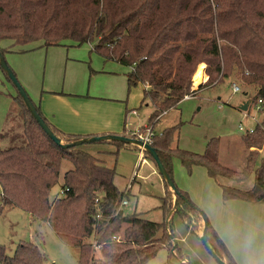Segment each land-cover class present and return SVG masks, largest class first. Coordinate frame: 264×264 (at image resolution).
Returning a JSON list of instances; mask_svg holds the SVG:
<instances>
[{"label":"trees","instance_id":"obj_1","mask_svg":"<svg viewBox=\"0 0 264 264\" xmlns=\"http://www.w3.org/2000/svg\"><path fill=\"white\" fill-rule=\"evenodd\" d=\"M64 40L77 44L95 40L93 51L104 61L129 67L128 92L143 85L142 100L148 99L153 108L149 123L176 108L185 96L196 94L193 82L196 86L197 69L202 66L208 77L205 85L232 79L253 89L250 105L261 101V120L251 133L242 135L247 156L240 172L219 163L217 138L208 141L201 155L179 149L178 125L155 133L150 146L172 181V159L177 158L188 170L204 167L214 181L218 176L243 180L254 175L249 190L220 185L224 201L264 200V156L258 153L264 148V0H0L2 56L25 52L21 48L31 43L48 47ZM2 42L9 45L2 47ZM11 98L21 113L23 142L15 144L16 135L9 138L4 129L0 132V212L10 205L47 224L65 245L78 248L79 264H146L173 241L169 214H177L194 234L204 219L208 246L225 264H236L204 213L175 184L173 193L163 180L166 189L159 208L164 222L137 213L114 215L123 196L114 183L115 169L81 150L79 146L86 142L68 148L56 145L31 117L17 91ZM42 118L62 144L90 138L63 134ZM102 142L115 147L113 156L122 147L136 148ZM63 164L68 168L61 172ZM58 184L63 196L52 197L51 190ZM114 235L120 241L112 240ZM96 236L102 244L100 258L92 259L91 241ZM174 249L179 255L167 249L165 264H171L170 255L184 264L179 249ZM43 260L32 243L18 244L11 255L0 246V264H42Z\"/></svg>","mask_w":264,"mask_h":264},{"label":"rangeland","instance_id":"obj_2","mask_svg":"<svg viewBox=\"0 0 264 264\" xmlns=\"http://www.w3.org/2000/svg\"><path fill=\"white\" fill-rule=\"evenodd\" d=\"M95 44V40L82 44L64 40L59 45L48 47L42 46L41 43H31L21 48L25 52L6 53L4 59L33 104L38 105L40 96L49 91L75 95L71 97L79 99L86 95L95 96L106 101L105 105L108 107L106 109L111 112L126 108V128L131 132L139 128V131H143L147 124H153L155 132L163 127L178 125L177 145L179 149L201 155L209 138H219L216 147L219 163L228 168L235 169L234 167L237 166L240 168L243 160L238 147L231 142L237 136H240L242 142L244 133L238 131L239 123H242L245 128H253L261 120L259 111L253 105L249 104L246 111L247 117L243 116L242 111L238 109L243 101L253 98V89L246 88L238 80L232 79H223L214 87L212 85V88H209V85H205L206 78H208L204 73L205 70L199 67V70L196 69L201 71L202 75L204 74V83L196 88H201V90L196 91L194 97L189 98L188 96L189 99L182 100L178 107L168 109L171 110L170 113L165 116L162 114L161 119L157 120L158 125L154 119L148 123L153 108L148 99L142 100L143 85L138 84L128 92L125 73L130 68L115 61H104L100 53L93 51ZM233 82L239 86V91L232 90ZM25 84L28 85L25 86ZM2 86H8L12 96L16 94L14 87L5 78L1 85L4 95L6 91ZM193 88L196 89L194 82ZM245 90L247 91L246 96L243 95ZM4 97L8 96L4 95ZM8 99L12 98L8 97ZM50 101V97L46 98L48 106L62 109V107L53 106ZM20 123L21 113L14 103L12 113L3 129L9 138L16 135L15 142L17 143L15 144L23 142L20 139L23 135ZM127 136L132 135L128 133ZM7 143L2 146H6ZM79 148L104 160L107 166L115 169L114 183L121 191H124L134 171L135 181L130 185L126 195L127 205L123 208L125 214L137 213L146 220L164 222L165 218L159 206L165 193V183L155 163L145 153L138 156L137 148L122 147L118 154L113 156L111 151L115 147L102 141L86 142ZM246 153L247 150L244 156ZM258 153L259 156H264V148ZM67 168L68 165L63 164L61 172ZM195 173L193 167L188 170L180 164L177 158L172 159V179L177 188L180 189L179 186L194 180ZM253 177L254 175L242 183L238 181L233 183L238 185L237 188L246 190L252 184ZM222 178H226V175ZM218 183L221 184V182ZM59 191L60 185L58 184L51 190V196L53 197ZM171 199L173 201L172 194ZM196 207L209 221L207 213L198 205ZM168 219H170L168 225L173 233V241L169 246L166 245L170 253L179 255L174 249V246H177L181 256L185 259L184 264H217L202 244L201 236L198 237L190 232L177 214H169ZM20 243H32L37 246L44 257L42 264H79L77 247L65 245L47 224L32 219L27 212L5 205L0 212V246L4 247L7 255H11ZM167 249H159L147 260L146 264H164L169 256ZM173 255H170V262L178 264L179 260ZM99 258L100 254L96 253L94 259Z\"/></svg>","mask_w":264,"mask_h":264},{"label":"crops","instance_id":"obj_3","mask_svg":"<svg viewBox=\"0 0 264 264\" xmlns=\"http://www.w3.org/2000/svg\"><path fill=\"white\" fill-rule=\"evenodd\" d=\"M8 45V42L1 43L2 47H6ZM202 68L204 70V66H202ZM3 79L4 77L0 72V132L6 125L7 119L10 117L12 108L14 106L13 100L8 99V97L11 98L16 95H11L8 86H2L3 90L6 91V94L4 95L8 96L4 97L1 90ZM202 83H204V81ZM26 85L28 84H25V86ZM214 86L215 85H213V87ZM209 88H212V86H209ZM196 90L200 91L201 88H196ZM71 96L75 95H69L62 92H44L43 95L40 96L41 98H39V104L34 105L39 108L42 117H44L46 121L50 123L56 130L63 134L90 137L117 134L128 137V133H133L126 128V108L123 107L116 110L115 112H111L109 109H106L108 108L105 105L107 102L100 100V98L95 96L89 97L86 95L85 97L79 99L72 98ZM194 96H190L189 98ZM48 97L51 98L50 103L53 106L62 107V109L48 106V102L46 104V98ZM189 98H183L182 100ZM181 101L176 107L180 105ZM170 111L171 110L166 111L163 115L165 116L169 114ZM242 113L243 116H248V114H246L247 112L242 111ZM159 118L161 119V116ZM159 118L157 119L158 121L160 120ZM157 120L156 123L158 125ZM157 125L154 126L157 127ZM240 126L242 128L244 127L242 126V123H239V132H241L239 130ZM164 128L166 127L161 128L158 132ZM245 129L251 128L244 127L243 130ZM217 139L219 143V138ZM231 143L238 147L243 163L240 168H237L238 166L234 167L235 169L228 167L225 168L232 171H238L244 167L247 153L244 156L246 149H244V146L240 141V136L232 139ZM193 168L196 172L194 180H190L187 184L179 186L180 189L186 192L189 197H191L192 201L207 213L210 224L225 245L228 252L231 254L236 264H264V200H260L255 203H248L242 200L224 201L221 197V184L224 186L237 188L238 185L233 182L238 181L239 183H242L243 181H247L252 175L244 180H233L229 178L218 177L217 181L221 182V184H219L217 181H214L207 175L204 167L194 166ZM134 181L135 179L133 182ZM178 184L180 185L179 182ZM252 185L253 182L246 188V190H249ZM202 225L203 224L201 223L199 224L198 230L195 233V235L198 237L202 235ZM181 261L182 263L185 262L184 257H182Z\"/></svg>","mask_w":264,"mask_h":264},{"label":"water","instance_id":"obj_4","mask_svg":"<svg viewBox=\"0 0 264 264\" xmlns=\"http://www.w3.org/2000/svg\"><path fill=\"white\" fill-rule=\"evenodd\" d=\"M0 70L2 72H4L7 76V78L9 79V81L11 82V84L13 85V87L15 88V90L17 91L18 95L20 96V98L22 99L26 109L28 110L29 114L31 115V117L34 119V121L37 123V125L41 128V130L45 133V135L51 140L53 141L56 145L58 146H62L63 148H68L74 144H81L83 142H99V141H116V142H120L123 144H131L133 146H142V143L130 138V137H126L123 135H117V134H108V135H98V136H92L90 138L87 139H82L81 141L75 142V143H70V144H62L60 139L54 135V133L52 132V130L48 127V125L46 124V122L44 121V119L39 115V113L36 111L35 105L32 103V101L29 99L27 93L25 92L24 88L20 85V83L18 82V80L16 79L15 74L12 72V70L9 68V66L7 65L4 56H2V54L0 53ZM244 96H246V94H243ZM250 104V100H246L243 101L238 109L240 111L246 112L248 109V106ZM144 150L146 155H148L153 162L155 163L158 173L159 175L162 177V179L166 182V184L168 185V188L170 189V191H172L173 193H175V186L173 181L171 180V178H169V176L167 175L164 167L162 166V164L160 163L158 156L154 150V148H152L149 145H144ZM175 200V199H174ZM203 228H202V235L200 237L202 244L204 245L205 249L207 250V252L211 255V257L215 260V262L217 264H225L213 251L212 249L208 246L207 244V239H206V235H205V226H206V221L203 219Z\"/></svg>","mask_w":264,"mask_h":264},{"label":"built area","instance_id":"obj_5","mask_svg":"<svg viewBox=\"0 0 264 264\" xmlns=\"http://www.w3.org/2000/svg\"><path fill=\"white\" fill-rule=\"evenodd\" d=\"M232 90L234 92H237L239 91V87L236 85V84H232ZM188 96H185L184 98H187ZM260 100H258V103L256 104L255 109H257V111H260L261 110V107H260ZM165 112L161 113L156 119L155 121L162 115L164 114ZM239 130L243 133H246V132H249L251 133L252 132V128L251 129H245L243 130V128L240 126L239 127ZM155 133H160L158 131H153V124L151 125H145L144 126V129L143 131H139V129L133 133H131L132 136H129L130 138L132 137L133 139L139 141L142 143V146H136V148L138 149V153H139V156H142V154L145 153V150H144V145H149L151 144V141H152V138H153V135ZM146 154V153H145ZM135 170V168H134ZM135 173L134 171L132 172V175L128 181V183L126 184L125 188H124V191H123V196L118 204V206L116 207V209L114 210V215H116L117 213H120V212H123V208L127 205V202H126V195L130 189V185L132 184L134 178H135ZM57 197H61L63 196V190H60L57 195ZM124 213V212H123ZM112 240L114 241H120V237L118 235H114L112 237ZM101 243L99 242V239H97V236L95 238H93L92 242H91V258L94 259L95 257V254L99 252V250L101 249ZM90 264H92L90 262Z\"/></svg>","mask_w":264,"mask_h":264},{"label":"bare ground","instance_id":"obj_6","mask_svg":"<svg viewBox=\"0 0 264 264\" xmlns=\"http://www.w3.org/2000/svg\"><path fill=\"white\" fill-rule=\"evenodd\" d=\"M203 81V75L201 74V71H198L196 77H195V83H196V86L195 87H198L199 84Z\"/></svg>","mask_w":264,"mask_h":264}]
</instances>
